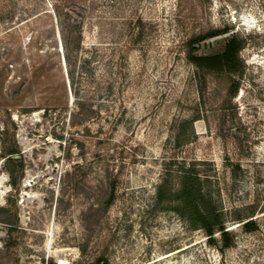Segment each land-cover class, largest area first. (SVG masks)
<instances>
[{
    "label": "rangeland",
    "instance_id": "obj_1",
    "mask_svg": "<svg viewBox=\"0 0 264 264\" xmlns=\"http://www.w3.org/2000/svg\"><path fill=\"white\" fill-rule=\"evenodd\" d=\"M225 27L231 100L187 58ZM183 162L234 247L157 203ZM0 178V264H264V0H0Z\"/></svg>",
    "mask_w": 264,
    "mask_h": 264
},
{
    "label": "trees",
    "instance_id": "obj_2",
    "mask_svg": "<svg viewBox=\"0 0 264 264\" xmlns=\"http://www.w3.org/2000/svg\"><path fill=\"white\" fill-rule=\"evenodd\" d=\"M231 32L232 29L229 27L209 30L191 38L187 43V58L195 68L198 81L207 77L225 79L228 81V100L237 96L246 68L241 54L247 42ZM225 35L229 36L214 43L205 53H199L200 47L206 41ZM200 92L202 93L201 88ZM14 153L17 152L12 151L9 154ZM176 177L178 180L176 187L171 184L170 178H166L158 186L157 203L175 204L174 211L178 216L191 229L204 232L209 246L218 247L221 252L234 247L235 235L227 228L215 202L205 193L204 182L194 166H186L183 162ZM240 223L245 233H254L259 229L256 220H241ZM102 261L104 262L99 260V264Z\"/></svg>",
    "mask_w": 264,
    "mask_h": 264
},
{
    "label": "bare ground",
    "instance_id": "obj_3",
    "mask_svg": "<svg viewBox=\"0 0 264 264\" xmlns=\"http://www.w3.org/2000/svg\"><path fill=\"white\" fill-rule=\"evenodd\" d=\"M6 179V178H4ZM4 179L0 178V203H2L8 189L4 186Z\"/></svg>",
    "mask_w": 264,
    "mask_h": 264
},
{
    "label": "water",
    "instance_id": "obj_4",
    "mask_svg": "<svg viewBox=\"0 0 264 264\" xmlns=\"http://www.w3.org/2000/svg\"><path fill=\"white\" fill-rule=\"evenodd\" d=\"M228 36H229V35L215 37V38H213V39H210V40L206 41L204 44H207V43H210V42H212V44H214V43H216L217 41H219V40H221V39H223V38H225V37H228ZM202 45H203V44H202Z\"/></svg>",
    "mask_w": 264,
    "mask_h": 264
}]
</instances>
